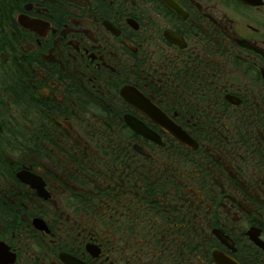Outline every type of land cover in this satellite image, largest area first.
<instances>
[{"label":"flooded vegetation","instance_id":"1","mask_svg":"<svg viewBox=\"0 0 264 264\" xmlns=\"http://www.w3.org/2000/svg\"><path fill=\"white\" fill-rule=\"evenodd\" d=\"M0 264H264V0H0Z\"/></svg>","mask_w":264,"mask_h":264}]
</instances>
